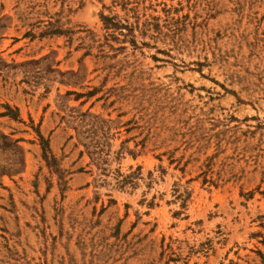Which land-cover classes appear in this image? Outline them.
Returning <instances> with one entry per match:
<instances>
[{
	"label": "rangeland",
	"instance_id": "374dc122",
	"mask_svg": "<svg viewBox=\"0 0 264 264\" xmlns=\"http://www.w3.org/2000/svg\"><path fill=\"white\" fill-rule=\"evenodd\" d=\"M0 264H264V0H0Z\"/></svg>",
	"mask_w": 264,
	"mask_h": 264
}]
</instances>
